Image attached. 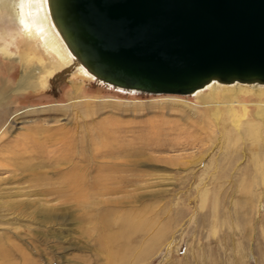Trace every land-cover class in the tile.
Instances as JSON below:
<instances>
[{
	"label": "rangeland",
	"instance_id": "rangeland-1",
	"mask_svg": "<svg viewBox=\"0 0 264 264\" xmlns=\"http://www.w3.org/2000/svg\"><path fill=\"white\" fill-rule=\"evenodd\" d=\"M18 34L0 19V84L32 76L0 105V264H264V87L124 94Z\"/></svg>",
	"mask_w": 264,
	"mask_h": 264
},
{
	"label": "water",
	"instance_id": "water-1",
	"mask_svg": "<svg viewBox=\"0 0 264 264\" xmlns=\"http://www.w3.org/2000/svg\"><path fill=\"white\" fill-rule=\"evenodd\" d=\"M86 55L116 79L183 94L264 82V0H63Z\"/></svg>",
	"mask_w": 264,
	"mask_h": 264
},
{
	"label": "bare ground",
	"instance_id": "bare-ground-1",
	"mask_svg": "<svg viewBox=\"0 0 264 264\" xmlns=\"http://www.w3.org/2000/svg\"><path fill=\"white\" fill-rule=\"evenodd\" d=\"M1 18H10L18 27V36H21V40L32 48H36L35 44L38 45L42 53L52 59L64 73L75 71L83 80L98 83L108 89L124 94L158 95L154 92V89L147 85H134L116 79L96 67L97 65L86 55L78 42L75 30L64 9L63 0H0ZM3 51L8 53V51ZM31 78V74L24 70L19 82L11 89V93L19 95L31 90ZM45 81L46 78L42 81L44 85ZM263 85L264 82L260 80H222L213 78L196 89L186 90L180 96L196 97L207 106L218 105L219 89H223V92L232 93L236 98L243 90L252 88V90L258 91V88L264 87ZM257 96H261V94L257 93ZM223 98L230 99L228 96ZM229 101L237 102L236 100ZM259 106L261 110L259 109L257 115L263 117L264 103H260Z\"/></svg>",
	"mask_w": 264,
	"mask_h": 264
},
{
	"label": "crops",
	"instance_id": "crops-1",
	"mask_svg": "<svg viewBox=\"0 0 264 264\" xmlns=\"http://www.w3.org/2000/svg\"><path fill=\"white\" fill-rule=\"evenodd\" d=\"M13 74L14 73H11L10 75V77H9V82L10 83H8V84H6V83H1L0 84V105L1 106H4V104H5V102L3 101V99H4V97H6V95H8L9 96V98L11 99L10 101H11V103H14V99H16L17 98V96H20V95H14V93H11L12 91H10L12 88H14L15 86H16V84L19 82V81H17V83L14 85V81L15 80H17V78L16 79H14L13 80ZM12 82H13V84H12ZM9 91H10V93H9ZM3 93V94H2ZM8 104V103H7ZM4 109V108H3ZM8 113H10L9 111H8ZM4 118H5V109L4 110H2V111H0V124L4 121Z\"/></svg>",
	"mask_w": 264,
	"mask_h": 264
}]
</instances>
